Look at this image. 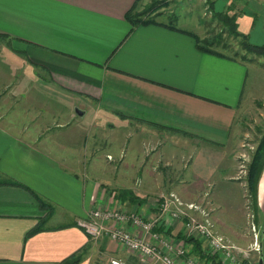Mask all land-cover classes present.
<instances>
[{
    "label": "crops",
    "instance_id": "0c3cea01",
    "mask_svg": "<svg viewBox=\"0 0 264 264\" xmlns=\"http://www.w3.org/2000/svg\"><path fill=\"white\" fill-rule=\"evenodd\" d=\"M154 1L170 3L163 14L178 0H0V35H6L0 38V175L21 185H0V264H58L85 247L80 264L115 258L145 264L110 239L91 240L77 222L96 207L157 219V201L163 207L165 200L163 223L184 242L187 256L224 264L204 240L200 248L185 243L188 220L171 217V192L211 215L218 233L247 253L237 254L241 264L262 260L250 250L249 192L238 179L237 160L257 146L261 136L254 142L252 130L264 131V124L247 120L264 92L245 94L249 64L201 52L191 35L161 25L134 28L128 13ZM202 4L200 14L237 16L239 33L264 46V0ZM193 10L184 23L177 13L156 20H173L201 37L193 30L202 26ZM113 144L120 161L110 153L103 160L99 151ZM160 165L182 175L164 188L165 199ZM117 187L146 203L116 198ZM31 191L50 205V214ZM258 202L264 224V171ZM41 222L45 229L26 239Z\"/></svg>",
    "mask_w": 264,
    "mask_h": 264
},
{
    "label": "built area",
    "instance_id": "2783aa9c",
    "mask_svg": "<svg viewBox=\"0 0 264 264\" xmlns=\"http://www.w3.org/2000/svg\"><path fill=\"white\" fill-rule=\"evenodd\" d=\"M112 160L111 156H108ZM246 161L241 160V163ZM175 210L171 213L173 219L185 218L189 237H199L206 242L212 256L219 257L224 264H241L238 253H244L233 245L216 230L215 224L207 212L195 203H184L181 199L170 194ZM163 204L161 215L157 219H146L144 215L135 211H126L122 208L96 207L86 218L80 219L77 224L91 240L107 238L118 243L130 254L135 255L145 264H207L197 257H189L184 248V242L175 240L165 232L163 217L169 208L167 202ZM189 211H198L200 217L189 214ZM251 216V215H249ZM255 218V215H252ZM163 228L164 231H159ZM253 244L251 251L261 253L259 231L255 223L251 226ZM251 234V236H252ZM244 254H247L246 252ZM108 264H129L123 259H110Z\"/></svg>",
    "mask_w": 264,
    "mask_h": 264
},
{
    "label": "rangeland",
    "instance_id": "374dc122",
    "mask_svg": "<svg viewBox=\"0 0 264 264\" xmlns=\"http://www.w3.org/2000/svg\"><path fill=\"white\" fill-rule=\"evenodd\" d=\"M181 1H182V3H181ZM183 2L185 5H187L186 9H183L184 8V6L182 5ZM236 2H239V0H236ZM201 5H203L202 0H178L175 4L172 5L171 9L164 10L163 14L160 16H156V18H158V20L167 21V20L171 19L173 16H175L177 13L180 17H183L181 19V23H184L186 21L185 20L186 16L184 17V15L191 13L189 11H191V9L192 10L194 9L195 13H192L191 15H193V16L198 15V17L201 18V24H202L200 29H193L194 32L200 34L201 37H204V39H206V40L215 42V45L213 46V48L215 50L222 52L225 55L232 57L236 60L242 61L243 63L249 64L250 73H249V79H248L247 87H246L247 92L245 94H249V92H251V90H253L254 88L256 89V92H257L256 94L258 96L263 94V92H264V56H260L258 54L246 52L241 45V42H240L241 40L240 39H234L233 37H231V35L228 34L227 31L224 29L223 25L221 23H219V21L216 18H214L213 13L211 15V13L209 12L210 10L206 9L203 11L204 12L203 14L199 13L200 8L203 10V6L201 7ZM206 5L208 6L207 3H206ZM149 6L150 5H137L135 7V13L138 15H141L148 9ZM191 6H192V8L189 9ZM165 8H163V9H165ZM177 9H179V10L176 11ZM260 16L261 15L259 13V17ZM263 16H264V14H263ZM258 22H259V26H260L261 23H263V19L259 18ZM259 46H261V45H259ZM261 97H262L261 101L256 102V104L259 107V108H256L258 110H255L257 112V114L255 115V113L251 112L249 115V119L247 118V120H248V123H250V124H251V122L256 121L257 123H259L258 127H260L262 129L263 124H264V96H261ZM259 116L261 119L259 118ZM247 127L249 128V126H247ZM252 131H253V136H254L253 137L254 142L256 139L258 140L259 135L262 137V134L264 132V131L263 132L260 131L261 132L260 133L259 129H258V131H257V129H256V131L255 130H252ZM255 150H256V146L252 152L254 153ZM107 153L112 154L115 157V158L113 157L114 160L116 159V161L117 160L120 161L119 158H117V157H119V154H120V148H117V146L115 144H113L111 148L109 146L107 149H103V150L99 151V154L103 155V160H104V156ZM253 153H252V155H253ZM252 155H250L248 157H245V156L241 157V160L242 159L246 160L245 162L243 160V162L241 163V160H239V159H238L239 161L237 160L238 167H239L238 179H240V180L246 179V176L248 175V167H249V164L252 160ZM146 159H148L145 162L147 165L146 167H148V169H150V167H151V162L149 161L150 157H147ZM127 160H128L127 162H130L132 160V157H129V159H127ZM177 161H179V159H177ZM123 162L118 163V166L116 164L117 162H114L111 164V166L112 167H116V166L119 167ZM186 163H188V162H186ZM157 174L159 176L160 181L163 178V181L165 184L164 187L160 186L162 188L161 193H160V198L165 199L164 194H166V192L169 190H166L164 188H166L167 186H169L171 184H174L175 182L181 181L179 177H181L182 175H181V173H175V172L169 171L168 168L165 167L164 165H160V167L157 170ZM244 181L246 182V180H244ZM246 186H247V184H246ZM113 190L116 191L118 194L121 189L119 187H117V189L113 188ZM241 190H243V196H244L245 195V189L243 188ZM170 194H174V195L178 196L174 192H171ZM155 196H157V194ZM244 204H245V199L242 200V206L243 207L245 206ZM258 205H259V202H258ZM156 206L159 208H162L161 204L158 203V201H157ZM246 211H247V230H248L247 232H249V235H250L251 239L253 240L254 237H253V234L251 233L252 224L255 223L257 228H258V231L260 232L258 222H259V224L260 223L263 224V221H260V219L258 218V215H257L258 213H255V211L253 210L252 201L250 199V196L248 197ZM249 215H251V216H249ZM252 215H255V218H253ZM193 216L200 217L199 215H193ZM263 226H264V224L261 225V228H263ZM251 234H252V236H251ZM261 237L262 236H261V232H260L259 233V242H261V239H262Z\"/></svg>",
    "mask_w": 264,
    "mask_h": 264
},
{
    "label": "trees",
    "instance_id": "16d2710c",
    "mask_svg": "<svg viewBox=\"0 0 264 264\" xmlns=\"http://www.w3.org/2000/svg\"><path fill=\"white\" fill-rule=\"evenodd\" d=\"M170 6V3L168 1H154L148 9L141 15H138L135 13V8L130 11L127 15L128 21L131 23V25L136 28L138 26H150V25H161L168 27L170 29H173L175 31L181 32L183 34L191 35L195 41L197 48L207 54H211L214 56L218 57H223L227 59H234L232 57H229L225 55L222 52H219L213 48L215 45V42L209 41L206 39H202L199 37L197 34L183 30L177 27V25L174 23L173 20H170L169 23L164 24V23H159L156 19V16H160L162 13H159V11L163 8H167ZM213 16L216 18L219 23H221L224 27V29L227 31L228 34L231 35L234 39H240L241 45L243 49L248 52V53H254L258 54L260 56H264V46H256L252 43H250L247 39L246 35H242L238 31V24L237 22V16H229L228 12L224 13H218L213 11ZM6 37V35H0V38ZM236 60V59H234ZM174 133H181L187 137H194L195 135L183 132L177 129H174ZM264 171V132L262 134V137L257 143L256 150L254 151L252 155V160L249 164L248 167V175L246 176V184H247V189L249 191V196L252 201V207L255 213H258L259 211V205H258V189H259V182L261 179V176ZM0 185H9V186H21L19 183H17L14 180L3 178L0 175ZM33 196L39 201L41 209H45L49 211V214L52 212L50 205L41 197H39L36 193L31 191ZM116 198L122 200V201H127L131 204H137L138 206L144 205L146 203L145 200L140 199L135 195V193L130 190V189H122L119 191L118 194H116ZM49 215H47L48 217ZM258 226L260 228L261 232V254H262V260L264 263V226L261 228L258 222ZM45 229L44 222H41L35 229L30 231L26 239L42 232ZM159 231H164L163 228H160ZM166 234L169 235V230L165 232ZM185 243H194L195 247L200 248V246L203 243V239L199 237H186ZM86 248L82 249L81 251L73 254L69 258L65 259L61 263L58 264H80L83 261L84 254L86 252ZM201 250V249H200ZM216 257V256H213ZM207 263V262H206Z\"/></svg>",
    "mask_w": 264,
    "mask_h": 264
},
{
    "label": "water",
    "instance_id": "95a60500",
    "mask_svg": "<svg viewBox=\"0 0 264 264\" xmlns=\"http://www.w3.org/2000/svg\"><path fill=\"white\" fill-rule=\"evenodd\" d=\"M259 264H264V263H263V260H261Z\"/></svg>",
    "mask_w": 264,
    "mask_h": 264
}]
</instances>
